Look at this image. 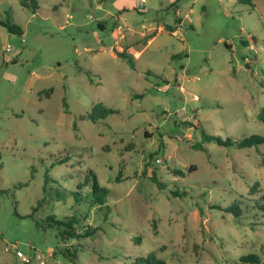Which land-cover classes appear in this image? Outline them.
<instances>
[{"label": "rangeland", "instance_id": "374dc122", "mask_svg": "<svg viewBox=\"0 0 264 264\" xmlns=\"http://www.w3.org/2000/svg\"><path fill=\"white\" fill-rule=\"evenodd\" d=\"M251 2L0 0L20 29L0 26V264L264 261V144L202 143L264 136V0ZM97 105L115 113L93 123ZM91 171L102 205L71 195ZM233 203L239 218L216 209ZM47 217L81 237L61 241Z\"/></svg>", "mask_w": 264, "mask_h": 264}, {"label": "trees", "instance_id": "16d2710c", "mask_svg": "<svg viewBox=\"0 0 264 264\" xmlns=\"http://www.w3.org/2000/svg\"><path fill=\"white\" fill-rule=\"evenodd\" d=\"M237 1L239 3L248 4L249 6H252L251 0H237ZM0 26L5 27L11 33H20L19 27L15 25H7L6 23L0 21ZM117 56L125 58L130 64H131V59H133L130 58L125 52L117 53ZM114 113L115 111L112 109H108L101 105H97L92 108L91 113L87 115V118L91 120L93 123H95L99 119H105L108 115ZM258 117L261 121L264 122V108L261 109ZM208 142H215L219 146H228V147L235 146L239 149H245V148L257 147L264 144V136L251 135L249 137H244L240 141L234 142L231 139L222 140L219 137L207 135L202 131V143H208ZM195 148L199 150L204 149L202 144H197ZM150 179L152 181H155V177H151ZM45 184H47V178L45 179ZM87 187H88V191L84 196L87 197L88 199L87 202L93 205H102L105 198L107 197V189L99 187L96 177L92 171L88 172L87 177L84 179V183L83 184L81 183L78 186H76V189L71 192V195L75 198V202L79 201L81 197V192H80L81 190L79 189H83ZM253 189L254 188H252L251 191H253ZM42 202H44V200L39 201L37 206L33 208L34 212L40 209L41 207L40 203ZM256 206L257 208H259L261 211L264 212V204L256 205ZM216 209L221 210L228 214L230 213L234 215L236 218H239L241 216V209L237 203L236 204L233 203L225 208L221 206H216ZM46 219L51 221L52 224L56 227L57 235L61 239V241L78 239L79 237H81L77 234L75 230V226H74L75 221L73 220L72 217L66 218L64 221L63 220L59 221L52 217H47ZM66 252L67 254H63V256H66L67 259L72 260L75 257L73 253H70L68 251ZM239 261L241 264H264V261H262L255 254H248L242 256ZM133 264H166V261L158 258L154 253H149L146 257L137 258Z\"/></svg>", "mask_w": 264, "mask_h": 264}, {"label": "built area", "instance_id": "2783aa9c", "mask_svg": "<svg viewBox=\"0 0 264 264\" xmlns=\"http://www.w3.org/2000/svg\"><path fill=\"white\" fill-rule=\"evenodd\" d=\"M139 5H143L145 3V0H137ZM16 257L24 264H29L30 260L26 258L20 251L15 252Z\"/></svg>", "mask_w": 264, "mask_h": 264}, {"label": "crops", "instance_id": "0c3cea01", "mask_svg": "<svg viewBox=\"0 0 264 264\" xmlns=\"http://www.w3.org/2000/svg\"><path fill=\"white\" fill-rule=\"evenodd\" d=\"M136 2H137V0H135V3H136ZM145 2H146V0H145ZM181 22H182L181 20L178 21L179 24H180ZM159 31H161V29H160ZM174 33H175V31H174ZM120 39H123V35L120 36ZM120 39H119V40H120ZM127 50H129V47L126 48V49H122V48H120V47L118 48V51H119L120 53H122V52H125V53H126ZM129 52H130V51H128L127 53L130 54ZM138 55H139V53L137 52V53H134L133 56H134V57H137Z\"/></svg>", "mask_w": 264, "mask_h": 264}]
</instances>
